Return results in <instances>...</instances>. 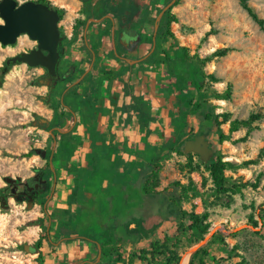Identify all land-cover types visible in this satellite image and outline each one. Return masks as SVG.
Listing matches in <instances>:
<instances>
[{"label":"rangeland","instance_id":"374dc122","mask_svg":"<svg viewBox=\"0 0 264 264\" xmlns=\"http://www.w3.org/2000/svg\"><path fill=\"white\" fill-rule=\"evenodd\" d=\"M249 3L264 17V0ZM169 8L178 18L172 23L176 40L157 38L159 43L163 42L172 55L174 49L185 47L198 62L205 60L200 63L208 75L205 86L211 94L224 92L232 85L230 98L209 96V109L230 112L233 119L264 112V31L241 1L180 0ZM61 9L62 18L75 21L73 11ZM63 30L67 36V28ZM119 39L117 34V44ZM34 44L23 34L15 46H0V186L5 185V176L28 177L36 169L47 168L39 151L50 149L54 130L40 124L50 116L45 102L47 87L39 84V79L44 78L43 69L25 63L5 65L7 57ZM226 47L232 49L227 55L210 57ZM191 123L206 130L214 148L212 159L222 156L231 165L224 172L229 190L223 192L216 189L198 154L193 153L190 160L186 155L173 153L162 164L156 188L163 190L180 181L189 189L184 207L197 214H209V233L202 240L193 235L185 239L179 251L180 264H188L194 248L207 237L205 245L216 231L224 241L211 244L205 264H264V228L260 218L264 214V117L241 126L232 132L230 140L223 142L209 124L199 119H192ZM222 128L229 133L230 123ZM31 152L34 154L29 155ZM28 206L14 199H10L7 209L0 205V264H29L33 244L46 232V213L40 206ZM38 217L43 218L41 225H29ZM173 225L158 229L150 239L173 234Z\"/></svg>","mask_w":264,"mask_h":264},{"label":"crops","instance_id":"0c3cea01","mask_svg":"<svg viewBox=\"0 0 264 264\" xmlns=\"http://www.w3.org/2000/svg\"><path fill=\"white\" fill-rule=\"evenodd\" d=\"M51 3L73 11L75 21L62 18L61 25L68 32L65 51L79 66L75 78L82 75L57 93L60 124L52 128L50 149L39 151L43 161L49 158L53 188L45 205L46 232L28 263L114 264L102 252V233L91 228L68 237L60 230L79 228L85 202L99 197L103 207L109 195L129 185L148 148L178 126L177 78L157 39L168 0H92L87 13L82 0ZM79 20L86 23L77 29ZM120 29L126 30L121 36ZM47 110L52 120L53 110Z\"/></svg>","mask_w":264,"mask_h":264},{"label":"trees","instance_id":"16d2710c","mask_svg":"<svg viewBox=\"0 0 264 264\" xmlns=\"http://www.w3.org/2000/svg\"><path fill=\"white\" fill-rule=\"evenodd\" d=\"M57 8L61 13V8L52 5L49 0H38ZM83 11L88 12L92 0H82ZM180 0H176L175 5ZM242 6L247 10L253 20L264 31V17H262L249 0H240ZM171 0H168V3ZM62 19V15H61ZM178 18L171 13L169 8L162 22L160 23V38H172L176 40L172 30V23ZM85 20L77 22V29L85 25ZM122 29L127 28L122 26ZM139 31L138 27H133ZM67 42L64 44V46ZM232 49L229 47L215 51L212 56L227 55ZM173 55L169 51H164V62L172 68L171 73L177 78L176 85L180 94L178 104V126L175 132L166 136L161 144H154L148 148L146 158L137 171L135 179L129 185H121L114 194L106 198L103 207L100 205V198L94 197L92 202H85L81 212L77 215L79 228H61L60 234L71 237L73 234H85L91 228L95 234L102 233L100 241L104 255L110 256L114 264H180V249L185 239L189 236H196L202 240L209 233L210 224L208 213L197 214L184 207L187 199L188 188L180 181L172 183L169 187L159 190L156 184L159 181L162 164L171 158L173 153L186 155L190 158L193 153H184L183 145L187 139L195 135L205 133L202 127L196 128L192 119H199L201 122L209 124L217 131L220 142L230 140L231 134L240 129L241 126H248L254 121L264 117V112L251 113L244 119H233L230 112L216 113L209 109L208 98L215 95L217 98H230L232 95V85L229 84L224 92L210 93L205 86V79L208 76L202 64L205 60L198 62L194 59L185 47L180 50L174 49ZM209 57V58H210ZM202 64H201V63ZM214 78V76H211ZM230 123L229 133L223 131L222 125ZM53 124L59 125V114L55 113ZM34 154L31 152L29 155ZM192 161H190V165ZM210 172L216 189L227 192V177L224 172L231 163L224 160L222 156L211 159L203 163ZM194 169V168H191ZM173 187V190H170ZM264 228V214H260ZM43 218L31 221L29 225H41ZM170 224H174L175 232L166 235L164 238H152L158 229H162ZM257 226V222L254 224ZM262 231H260L261 233ZM223 240L220 232L216 231L205 245L197 248L190 256L188 264H205L209 255L211 244ZM40 247L41 240H38ZM131 245L129 259H127L128 247ZM183 262V261H182ZM184 264V263H183Z\"/></svg>","mask_w":264,"mask_h":264},{"label":"water","instance_id":"95a60500","mask_svg":"<svg viewBox=\"0 0 264 264\" xmlns=\"http://www.w3.org/2000/svg\"><path fill=\"white\" fill-rule=\"evenodd\" d=\"M175 2L176 0H171L165 9ZM60 21V11L55 7H50L45 2L37 0H0V46L14 44L21 35H28L30 39L37 43V46L29 52L15 55L11 58L12 61L14 63H25L29 67L42 66L47 69L49 77L57 78V68L62 55L65 53L64 34L60 28ZM182 149L186 154H198L204 163L209 162L214 155V148L206 133L187 139ZM4 179L6 183H12L21 179V177L5 176ZM0 205L3 209L9 207L10 204L5 196L0 195ZM214 231L215 229L212 230V232ZM206 240L207 237L194 248L193 252L202 246Z\"/></svg>","mask_w":264,"mask_h":264},{"label":"flooded vegetation","instance_id":"af4514ba","mask_svg":"<svg viewBox=\"0 0 264 264\" xmlns=\"http://www.w3.org/2000/svg\"><path fill=\"white\" fill-rule=\"evenodd\" d=\"M63 27H64L63 25H60V28L64 34L63 42L65 44L67 41V36L64 33ZM124 31L126 30H122V29L119 30L120 36L121 33H123ZM17 42L11 45L15 46ZM1 46L7 47L8 45H1ZM36 46L37 43L35 42V44L32 46H28L27 48L25 47L22 48L15 55L22 52H29L31 49L35 48ZM15 55L6 58L5 60L6 67H8L10 64H15L11 59ZM38 68L43 69L42 72L43 76L41 77H44L39 79V84H41V86L45 85L47 87V98L45 102L48 105V108H51L53 110L52 120L42 119L44 122L40 124H43L44 126H49L50 128H54L56 127V125L53 124L52 122L55 113H58L57 112L58 108H56V104H55L56 103L55 97L57 96V93L60 92L61 95L63 91H65L70 86L72 80L75 79V81H77L82 75V73L75 78V76L78 73L79 66L76 61L71 60V58L68 57V53L66 51L60 59L57 68V74H58L57 78L49 77L47 75L48 71L46 68L42 66H38ZM46 159H47L46 160L47 168L36 169L32 176H28V177L15 176V178L21 177V179H18L17 181L12 183H5L4 186H0V195L5 196L9 204H10V199H14L15 202H18L20 204L25 203L31 206L32 205L40 206V209L45 212V205L49 200L53 188L52 181L47 175L48 174L47 169L50 167L49 158L46 156ZM38 245H39L38 242H36V244L32 246L33 249H35V247L39 248Z\"/></svg>","mask_w":264,"mask_h":264}]
</instances>
